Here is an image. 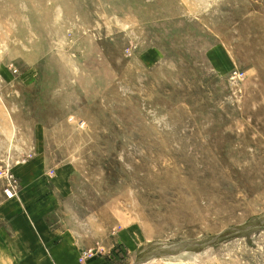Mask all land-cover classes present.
Returning a JSON list of instances; mask_svg holds the SVG:
<instances>
[{
	"label": "rangeland",
	"instance_id": "obj_1",
	"mask_svg": "<svg viewBox=\"0 0 264 264\" xmlns=\"http://www.w3.org/2000/svg\"><path fill=\"white\" fill-rule=\"evenodd\" d=\"M38 156L91 259L264 264V0H0V206Z\"/></svg>",
	"mask_w": 264,
	"mask_h": 264
},
{
	"label": "crops",
	"instance_id": "obj_2",
	"mask_svg": "<svg viewBox=\"0 0 264 264\" xmlns=\"http://www.w3.org/2000/svg\"><path fill=\"white\" fill-rule=\"evenodd\" d=\"M17 169L21 191L0 206V264H82L85 252L115 247L110 233L73 217L68 167L50 171L46 156H38Z\"/></svg>",
	"mask_w": 264,
	"mask_h": 264
},
{
	"label": "water",
	"instance_id": "obj_3",
	"mask_svg": "<svg viewBox=\"0 0 264 264\" xmlns=\"http://www.w3.org/2000/svg\"><path fill=\"white\" fill-rule=\"evenodd\" d=\"M219 238H215V239H212L211 242H205V243H197V244H190L188 246H182L181 248H178L177 251L182 252V251H185L186 248H190V247H197V246H210L212 245V243L216 242ZM167 255V252L165 251H160V252H155V253H152L150 254L149 256L145 257V259L141 260L140 263H144V262H148V261H152V259H155V258H158V257H165Z\"/></svg>",
	"mask_w": 264,
	"mask_h": 264
},
{
	"label": "built area",
	"instance_id": "obj_4",
	"mask_svg": "<svg viewBox=\"0 0 264 264\" xmlns=\"http://www.w3.org/2000/svg\"><path fill=\"white\" fill-rule=\"evenodd\" d=\"M232 77L238 80L243 77V74L237 71L233 73ZM10 179H13V176H10ZM15 191H16V186L11 183L10 187L5 191V193L6 195H8L9 198H13ZM92 256H93L92 252H85L80 261L83 262L85 260H89L91 259Z\"/></svg>",
	"mask_w": 264,
	"mask_h": 264
},
{
	"label": "bare ground",
	"instance_id": "obj_5",
	"mask_svg": "<svg viewBox=\"0 0 264 264\" xmlns=\"http://www.w3.org/2000/svg\"><path fill=\"white\" fill-rule=\"evenodd\" d=\"M177 249H178L177 246L176 247L173 246V247H170V248H169V246H167L165 248H159L158 250H155L154 253L167 250V251H165V252H167V255L164 257V259H166V260L169 259V260H176V261L179 260L180 261V259L182 260V258L185 259V258L190 257V254H187V253L186 254H182V255L180 254L181 256H179L176 253ZM178 253H179V251H178Z\"/></svg>",
	"mask_w": 264,
	"mask_h": 264
}]
</instances>
